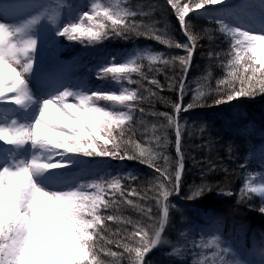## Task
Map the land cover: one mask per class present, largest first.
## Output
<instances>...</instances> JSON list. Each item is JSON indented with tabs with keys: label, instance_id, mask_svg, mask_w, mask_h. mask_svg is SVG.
<instances>
[{
	"label": "snow or ice",
	"instance_id": "snow-or-ice-1",
	"mask_svg": "<svg viewBox=\"0 0 264 264\" xmlns=\"http://www.w3.org/2000/svg\"><path fill=\"white\" fill-rule=\"evenodd\" d=\"M222 2L166 0L185 37L184 41L162 35L155 22L141 27L136 17L146 13L113 8L111 4L101 5L95 0L76 22L64 25L58 32L70 41L80 39L82 43L84 39L98 42L112 36L128 39L135 34L184 54L165 55L149 51L123 63H116L113 57L109 65L99 70L97 79H110L120 86L119 91L80 94L64 91L43 100L34 121H23L16 114L0 112V144L12 149L9 154H0V264H121L122 260L126 264H152L149 254L158 246L171 243L163 235L170 222V209L176 207L169 198L180 194L186 171L182 144L184 130L179 117L182 112L206 103L205 94L199 88L192 103L185 105L182 102L188 90L186 81L197 43L202 38L193 30L189 17L191 14L205 15L200 10L206 5ZM230 14L228 11L221 13ZM40 21L41 16L38 15L19 24L0 22V105H14L27 112L35 103L28 87V77L35 60L36 39L33 33ZM217 22L220 23V31L230 38V48L226 54L215 55L228 57L226 67L229 71L223 79L216 81L213 103L219 106L264 95V32L255 34L222 20ZM6 36L14 39L6 42ZM212 55L210 52L209 56ZM145 58L151 73H160L169 66L179 68L178 77H165L170 89L177 84L179 87L180 102L172 105L175 115L151 113L163 118L164 123L159 125L161 133L149 139V143L155 141L158 148H166L167 129L172 128L175 161L170 162L162 152L154 153L133 139L136 113L140 114L141 122L145 115L143 102L148 96L163 100L152 87H144L143 82L146 81L156 89L164 90V85L144 70L142 61ZM5 69H8L7 74ZM133 74L140 79H133ZM126 84L137 87L128 88ZM155 128L153 125L154 131ZM97 157L121 162L137 161L157 175L149 181L150 187L144 189L126 188L121 184L125 177L133 182L139 179L131 171L91 182L77 181L74 187L64 189L45 187V181L53 173L51 170H71L86 161L84 158ZM158 158L164 160V165L156 162ZM192 159L194 167L200 164L194 157ZM206 163L208 166L201 172V182L188 186L189 200L213 190V185L207 182L210 174L218 170L227 172L226 168L218 169L210 160ZM226 194L235 195L231 191ZM254 196L260 199L258 211L264 215V182L258 186L247 182L240 189L237 203L251 200ZM150 200L155 201L154 206L148 203ZM123 204L138 209L144 221H133L116 215L115 211L108 212V209L115 210ZM220 223V218L214 220V226L218 227ZM111 224L117 225L115 230ZM127 225H132L131 231L127 230ZM110 245L123 251H113ZM192 245L193 248H212L211 264H264V250H261L258 261L236 259L237 253L230 244L225 246L219 235L205 240L201 233V238L193 240ZM173 250L180 253L179 247L174 246ZM102 255L114 259L105 261L101 259ZM192 264H204V261L194 258Z\"/></svg>",
	"mask_w": 264,
	"mask_h": 264
},
{
	"label": "trees",
	"instance_id": "trees-1",
	"mask_svg": "<svg viewBox=\"0 0 264 264\" xmlns=\"http://www.w3.org/2000/svg\"><path fill=\"white\" fill-rule=\"evenodd\" d=\"M102 3L111 4L113 8H129L133 11L146 13L136 17L141 27L151 26L155 22L162 35L170 36L174 40H185L166 0H102ZM209 7L210 5H206L205 9L200 10L205 15L191 14L189 17L193 30L200 33L202 38L197 43L192 68L186 81L188 90L185 91L182 101L185 105L192 103L196 89L199 88L205 94L206 103L204 106L180 114L179 118L184 130L182 141L186 168L184 185L179 195L169 198L176 207L170 209V222L163 235L171 243L158 246L149 254L148 258L152 264H192L194 258L203 260L204 264H211L213 249L193 248L192 245L193 240L198 241L201 238V233L205 240L219 235L224 243L238 248L256 261L260 259L261 250H264V215L258 211L260 199L254 196L251 200L237 203L240 189L249 181L254 186H258L264 175V95H258L254 99L242 98L219 106L213 103L216 81L223 79L229 71L226 67L228 57L226 55L217 57L215 54L228 52L230 38L220 31V23L217 22L219 20L214 17L213 10ZM209 12L211 14H208ZM74 41L76 40H68L69 45L65 59L69 58L73 62H70L72 76L86 78L85 74H89L91 64L88 62L87 56L79 59L77 54H70L73 51ZM93 44L95 47H89L96 52L94 61L102 60L101 63L106 65L112 62L113 57L116 58V63H123L129 58L149 51L163 52L165 55L184 54L180 50L168 48L156 40L135 34H132L128 39L112 36L102 41L93 42ZM210 52L213 53L212 56H209ZM64 62L62 63L65 64ZM142 63L144 70L148 72V60L145 58ZM148 75L150 77L154 75L164 85V90L160 91L147 84L146 81L143 82L144 87H152V90L158 92L163 100L145 93L148 96V99L142 104L145 108V115L141 122L140 114L136 113V131L133 139L142 147L150 148L154 153L162 152L170 158V162L175 161V134L172 128L167 129L168 144L166 148H158L155 141L149 143V139L154 134L161 133L159 125L164 123L163 118L153 116L151 113L167 112L175 115L172 105L180 102L179 87L177 84L170 89L169 81L165 77H178L179 68L169 66L160 73L148 72ZM133 79L140 78L133 74ZM97 83V87L102 89V92L119 91L120 89V86L110 79H103ZM125 86L128 88L137 87L134 84ZM153 125L156 126L155 131ZM229 146L232 148L231 153ZM193 157L200 161L196 167L193 166ZM209 160L218 169L226 168L227 172L218 170L210 174L211 178L207 182L213 185V190L194 200L187 199L188 186L201 182V172L206 171L208 166L206 162ZM156 162L164 165V160L161 158H158ZM129 171L139 179L133 182L125 177L121 180V184L126 188L129 186L140 189L150 187L149 181L157 175L152 169L137 161L121 162L101 157L88 160L81 169L65 170L63 174L75 183L77 181L85 183ZM228 191L235 195H227ZM148 203L155 205L154 200H150ZM113 211L120 217L130 218L133 221H144L139 210L127 204H123L115 210L108 209V212ZM216 218L221 219L218 227L214 226ZM111 227L112 230H115L117 225L111 224ZM126 227L128 231H131L132 225ZM182 233L183 235H181ZM174 246L180 248L179 254L173 250ZM110 247L113 251H123L115 245H110ZM193 252L196 253L195 256L192 255ZM101 259L111 261L114 258L102 255ZM121 264H126V261L122 260Z\"/></svg>",
	"mask_w": 264,
	"mask_h": 264
},
{
	"label": "rangeland",
	"instance_id": "rangeland-1",
	"mask_svg": "<svg viewBox=\"0 0 264 264\" xmlns=\"http://www.w3.org/2000/svg\"><path fill=\"white\" fill-rule=\"evenodd\" d=\"M93 0H0V22L8 24H19L36 16H41L39 26L33 33L36 39L35 60L33 61L32 73L28 77V87L35 97V103L25 112L14 105H0V112L16 114L23 121H34L39 114V107L43 100L50 99L64 91L74 93H91L103 91L98 88L97 75L99 70L105 66L102 60L94 61L96 52L93 42L80 39L73 42V51L70 54H77L79 59L87 56L90 65L89 74L86 78L76 77L75 79L65 72V54L69 42L66 37L58 35L64 25L76 22L80 14L88 10ZM95 3L104 5L102 0H95ZM212 6L213 15L219 21L233 27H240L242 30L253 31L255 34L264 32V0H223L221 4ZM228 11L230 15H221ZM13 37L6 36V42ZM109 65V64H108ZM19 71V68L17 69ZM8 69H5L7 74ZM6 95H10L6 93ZM102 103V102H101ZM43 130V129H42ZM12 149L0 144V154H9ZM80 165L73 168L84 167L88 158H84ZM85 169V168H84ZM49 178L45 181V187L52 189H64L74 187L75 182L64 176L65 170H51ZM58 171V172H57ZM264 182V175L261 178ZM260 206V204H259ZM227 246L226 243H224ZM232 249L236 259L253 260L250 255L240 254L238 248ZM255 256V255H254Z\"/></svg>",
	"mask_w": 264,
	"mask_h": 264
},
{
	"label": "bare ground",
	"instance_id": "bare-ground-1",
	"mask_svg": "<svg viewBox=\"0 0 264 264\" xmlns=\"http://www.w3.org/2000/svg\"><path fill=\"white\" fill-rule=\"evenodd\" d=\"M70 62L73 63L71 59L66 58L65 59V62H64L65 64H63L64 65V68H62V69H65L64 71L67 72V74L70 76V78L75 79L76 78V75L75 76H72L73 72H72V65H71ZM85 67H86V65H85ZM240 254L246 255L245 252H243L241 250H240Z\"/></svg>",
	"mask_w": 264,
	"mask_h": 264
}]
</instances>
